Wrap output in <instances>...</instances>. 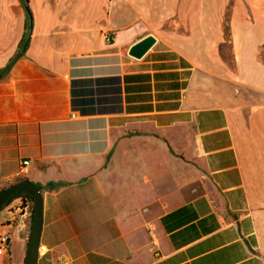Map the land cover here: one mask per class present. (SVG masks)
Segmentation results:
<instances>
[{
	"label": "crops",
	"instance_id": "1",
	"mask_svg": "<svg viewBox=\"0 0 264 264\" xmlns=\"http://www.w3.org/2000/svg\"><path fill=\"white\" fill-rule=\"evenodd\" d=\"M28 7L14 61L28 15L0 0V193L40 190L38 264H264V0ZM33 220L24 196L0 211V264Z\"/></svg>",
	"mask_w": 264,
	"mask_h": 264
},
{
	"label": "water",
	"instance_id": "2",
	"mask_svg": "<svg viewBox=\"0 0 264 264\" xmlns=\"http://www.w3.org/2000/svg\"><path fill=\"white\" fill-rule=\"evenodd\" d=\"M155 41L154 37L146 38L131 49L130 55L135 58H142L153 47ZM18 193H26L34 200V220L28 241L25 264H38L39 246L44 221L43 197L34 183L29 180H23L0 193V211L5 207L8 201Z\"/></svg>",
	"mask_w": 264,
	"mask_h": 264
},
{
	"label": "built area",
	"instance_id": "3",
	"mask_svg": "<svg viewBox=\"0 0 264 264\" xmlns=\"http://www.w3.org/2000/svg\"><path fill=\"white\" fill-rule=\"evenodd\" d=\"M108 41H111V37H107ZM29 165V162H24L23 167L14 175V179L21 178V176L25 173L26 166ZM10 245L11 238L7 232H0V256L7 257L10 254ZM46 252L45 247L39 246V256L44 255Z\"/></svg>",
	"mask_w": 264,
	"mask_h": 264
},
{
	"label": "trees",
	"instance_id": "4",
	"mask_svg": "<svg viewBox=\"0 0 264 264\" xmlns=\"http://www.w3.org/2000/svg\"><path fill=\"white\" fill-rule=\"evenodd\" d=\"M23 1H24V6H25V9H26L27 15H28V32L26 33V35H25V37H24V39H23V41H22V45H21V48H20V52L18 53V55L16 56V58L14 59V61H15L19 56L22 55V51H23L25 45H27V44L29 43V41H30V35H31V30H32V25H33V21H32V13H31V11H30V9H29V7H28V0H23ZM14 61H13V62H14ZM13 62L9 65V67L7 68L6 71H4V72H0V79H3V78L7 75V73L9 72V70H10L12 64H13ZM18 196H24V197H27V198H29L32 202H34L33 198H32L30 195H28V194H26V193H18V194H16L15 196H13V197L8 201V203H9L12 199H14L15 197H18ZM8 203H7V204H8ZM7 204H6V205H7ZM6 205H5V206H6Z\"/></svg>",
	"mask_w": 264,
	"mask_h": 264
},
{
	"label": "rangeland",
	"instance_id": "5",
	"mask_svg": "<svg viewBox=\"0 0 264 264\" xmlns=\"http://www.w3.org/2000/svg\"><path fill=\"white\" fill-rule=\"evenodd\" d=\"M225 46H226L227 49L229 48L228 44H226ZM262 53H263L262 56L264 58V52H262ZM222 54H223V57H225L226 60H228V61L231 60V51H222Z\"/></svg>",
	"mask_w": 264,
	"mask_h": 264
}]
</instances>
